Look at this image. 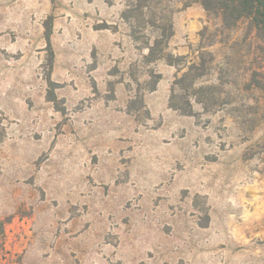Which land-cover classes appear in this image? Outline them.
Instances as JSON below:
<instances>
[{
  "label": "rangeland",
  "instance_id": "374dc122",
  "mask_svg": "<svg viewBox=\"0 0 264 264\" xmlns=\"http://www.w3.org/2000/svg\"><path fill=\"white\" fill-rule=\"evenodd\" d=\"M203 1L0 0V264H264V39Z\"/></svg>",
  "mask_w": 264,
  "mask_h": 264
},
{
  "label": "trees",
  "instance_id": "16d2710c",
  "mask_svg": "<svg viewBox=\"0 0 264 264\" xmlns=\"http://www.w3.org/2000/svg\"><path fill=\"white\" fill-rule=\"evenodd\" d=\"M143 4H147L148 2H155V1H161V0H139ZM202 1V0H201ZM222 12L223 21L226 26H233L237 24L241 19H248L251 23V29L255 30L257 34L264 39V0H215ZM204 6L206 10H210L209 6L205 3V0L203 1ZM132 12L126 10L123 12L122 17L125 19L128 23H130V20L132 18ZM163 34L160 38L156 39L155 43L151 45L149 42H147L146 47L149 49V57H154L155 53H157L165 43H168L169 39L174 36L175 31L173 27L172 21L167 22L163 27ZM46 40L48 43V47L50 48L51 58H50V65L53 66L54 62V52L52 50L51 46V36L53 33V24L52 20L46 23ZM132 38L135 41L139 40V37L137 36V31L135 29H132ZM166 58L168 60V63L172 66L179 64V62L184 61L187 57L184 55L181 56H175L172 53H167ZM205 65L202 63V61L198 63H192L189 65L188 70L179 78L175 80V82L172 85L171 89V97H170V107L176 111H180L183 115L187 116H193L195 114L194 108L190 100L186 99L185 96H180L177 93V90L185 89V82L193 79V81L196 80V78L202 76L204 74ZM263 74V73H262ZM258 86L260 88L264 89V83L261 81H257ZM153 90H155V87H153ZM50 101H56V97L54 95V90L51 89V94L49 97ZM141 103L144 104V101L141 100ZM134 101L132 100L129 109H133ZM59 108V107H58ZM61 110V109H58Z\"/></svg>",
  "mask_w": 264,
  "mask_h": 264
}]
</instances>
